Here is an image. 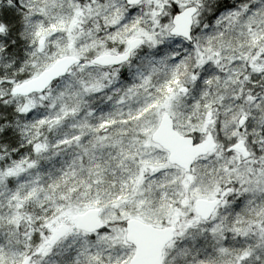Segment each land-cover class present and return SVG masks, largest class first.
Segmentation results:
<instances>
[{"label":"snow or ice","instance_id":"6c2138e0","mask_svg":"<svg viewBox=\"0 0 264 264\" xmlns=\"http://www.w3.org/2000/svg\"><path fill=\"white\" fill-rule=\"evenodd\" d=\"M0 264H264V0H0Z\"/></svg>","mask_w":264,"mask_h":264}]
</instances>
